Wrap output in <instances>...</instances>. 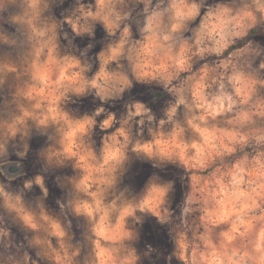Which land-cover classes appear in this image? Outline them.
I'll list each match as a JSON object with an SVG mask.
<instances>
[{"label":"clouds","instance_id":"9594fccd","mask_svg":"<svg viewBox=\"0 0 264 264\" xmlns=\"http://www.w3.org/2000/svg\"><path fill=\"white\" fill-rule=\"evenodd\" d=\"M0 264H264V0H0Z\"/></svg>","mask_w":264,"mask_h":264}]
</instances>
